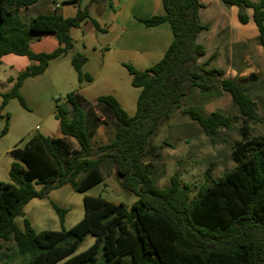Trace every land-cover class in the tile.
I'll use <instances>...</instances> for the list:
<instances>
[{
    "label": "trees",
    "instance_id": "obj_1",
    "mask_svg": "<svg viewBox=\"0 0 264 264\" xmlns=\"http://www.w3.org/2000/svg\"><path fill=\"white\" fill-rule=\"evenodd\" d=\"M160 1L162 14L140 22L146 28L164 22L170 25L172 40L162 58L144 71L122 64L131 86L140 89L134 116H128L111 95L97 98L92 106H81L68 95L65 105L55 107L61 137L32 136L22 150L11 152L16 162L10 165L9 182H0V248L12 241L22 264H264V137L250 138L248 127L243 125L242 139L231 153L236 165L212 185H203L189 202L177 200L176 174L167 188L159 189L151 165L143 164L148 138L171 119L174 110L196 123L209 138L220 129L231 128V118L222 111L205 113L188 106V99L182 103L194 89L206 94L207 81L214 78L241 116L246 121L256 120V104L240 82L224 77L222 69L210 67L214 55L198 62L206 55V48L197 37L209 30L198 17L203 3ZM37 2L0 0V60L12 54L36 63L20 73L11 90L2 95L0 109L10 99L27 108L19 93L24 80L43 74L50 61L68 53L78 82L92 81L82 72L86 57L72 52L70 32L87 20L99 30L96 21L85 10L63 18L55 9L52 14L23 22L18 12ZM220 2L237 8L241 25L248 23L246 10L252 11L256 41L264 51V0ZM40 35H54L58 47L50 53L31 52L29 43ZM106 125L113 128V138L94 147L95 132ZM6 133L4 127L0 138ZM69 139L77 150L70 148ZM103 168L113 171L121 191L136 197L134 203L114 204L85 195L84 215L68 230L36 233L27 219H23L22 229L17 227L15 219L23 216V206L30 200L65 185L86 193L104 182ZM36 185L41 186L39 191ZM51 206L63 223L66 211ZM87 236L93 237V243L75 254ZM3 259L11 260L0 253V264H4Z\"/></svg>",
    "mask_w": 264,
    "mask_h": 264
},
{
    "label": "rangeland",
    "instance_id": "obj_2",
    "mask_svg": "<svg viewBox=\"0 0 264 264\" xmlns=\"http://www.w3.org/2000/svg\"><path fill=\"white\" fill-rule=\"evenodd\" d=\"M50 1L54 2L52 9L57 4V14L66 18L85 9L90 16H97V11L91 7L90 0H77L74 3L69 2L73 0H38L27 10L19 11L18 16L27 23L30 18L39 14H48ZM203 1L207 6L200 12L199 21L211 25L214 29L217 11L228 7L219 0ZM158 7L159 14H162L160 0ZM236 22L242 27L237 20ZM251 23L257 34L253 22ZM88 29L80 25L71 31V35L74 40L72 52L86 57L82 72L92 78L91 82H78L77 74L70 63L71 53H68L50 61L43 74L24 80L19 93L27 108H23L17 99H10L5 107L0 109V131L4 127L7 128V133L0 138V182H9L10 165L16 162L11 152L22 150L30 137L36 135L51 139L61 137L55 107L65 105L68 95H73L81 106H92L97 98L111 95L128 116H134L140 89L131 86V77L122 64H130L135 69L144 71L162 58L172 40V34H152L148 38L153 44L152 48L143 52V61L137 62L135 54L123 51L125 43L136 42L135 32L128 30L121 36L120 30L109 34L103 32L95 34L89 33ZM244 32L246 36L250 35L248 29ZM234 35V31L220 32L218 29L200 33L198 42L205 46L206 55L198 62H205L213 54L214 59L210 67L220 68L225 72L224 77L240 82L246 94L256 104V120L246 121L232 98L219 89L218 78H214L207 81L209 91L206 94H200L194 89L182 103L188 99V106L200 108L205 113L222 111L232 120L230 129H220L215 136L209 138L196 123L181 115L178 110H174L171 119L148 138L143 164L151 165V175L159 189L167 188L171 183V177L176 174L178 201H191L203 185H212L236 165L231 153L234 144L242 139L243 125L248 127L250 138L264 137V51L256 38L233 43L234 39L231 36ZM56 47L57 40L54 35H40L39 39L34 38L29 43V50L34 53H48ZM32 64L25 57L7 55L1 58L0 106L2 95L11 90L18 75ZM95 111L106 119L98 108H95ZM112 138L113 128L109 125L101 126L93 136V146L104 144ZM70 146L72 150L78 149L74 141ZM74 147L76 149H73ZM102 172L104 182L86 193L75 192L69 185H65L50 190L41 198L30 200L23 206V216L15 219L17 227L22 229L23 219H27L36 233L68 230L84 215L85 195L100 197L114 204L124 203L127 206L136 201L134 195L121 191L111 169L103 168ZM34 187L37 191L41 189L39 185ZM51 204L66 211L63 223L60 222ZM93 241V237L87 236L75 254L87 249ZM15 252L12 241L2 243L0 253H5L11 258L3 259L4 264H22V260Z\"/></svg>",
    "mask_w": 264,
    "mask_h": 264
},
{
    "label": "crops",
    "instance_id": "obj_3",
    "mask_svg": "<svg viewBox=\"0 0 264 264\" xmlns=\"http://www.w3.org/2000/svg\"><path fill=\"white\" fill-rule=\"evenodd\" d=\"M76 1L77 0H73L69 2L74 3ZM200 1L203 3L204 8L199 10L198 17H200V12L205 10L207 6L203 0H200ZM253 1H256V0H253ZM52 4H54V2L50 1V6H49L50 12L48 14H52L54 12L52 9L53 7ZM90 4H91V7L95 11H97V16L95 17L90 16L91 14H89L88 10L85 9V11L88 13V15L92 19L96 21V23L98 24L99 30H96L88 20L82 22L80 25H84L88 27L89 33L93 32L95 34L97 32H103V33L109 34L115 30H120L121 31L120 35L122 36V34L126 33L128 30L135 32L136 42L133 44H130V42L125 43L123 47L124 48L123 51L125 52L131 51L132 54H135L134 58H135V61L137 62L143 61V57H144L143 52L152 48L153 44L150 43V41H148V38L151 37L152 34L154 35H158L159 33L171 34L170 25L166 22L158 26L151 27V28H146L140 22V20L147 19L153 15H160L159 7H158L159 0H106V2H98V0H95V1L90 0ZM80 12L82 11H79V13ZM56 13H57V8H56ZM246 14L249 18L248 23L240 27L236 22L237 20V8L236 7L231 6V7H228V9H220L217 11L214 29L211 25L207 24L209 25V30L207 32H212L215 29H218L220 32H223V31L233 32L234 31L235 35L231 36V38L234 39L233 43H242L248 39L256 38L257 34L255 33L254 27L251 23L252 22V19H251L252 11L250 9H247ZM41 15H46V14H41ZM72 17H67V18H72ZM63 18H66V17H63ZM243 28L249 30V33H250L249 36L245 35V32H244L245 29ZM70 35H71V32H70ZM71 38H72V35H71ZM145 38H147V40H145ZM198 40H199V35L197 37V42ZM57 47H58V42H57ZM100 47H103V46H100ZM35 53L37 54V53H46V52H35ZM9 55H12V54H9ZM19 57H22V56H19ZM32 63H33L32 65L36 64L34 62ZM94 103L95 101L92 103V105H94ZM68 142L70 145L73 144L72 139H69ZM73 149H76V148L74 147Z\"/></svg>",
    "mask_w": 264,
    "mask_h": 264
},
{
    "label": "built area",
    "instance_id": "obj_4",
    "mask_svg": "<svg viewBox=\"0 0 264 264\" xmlns=\"http://www.w3.org/2000/svg\"><path fill=\"white\" fill-rule=\"evenodd\" d=\"M58 7V5L56 4L55 7L53 8V11Z\"/></svg>",
    "mask_w": 264,
    "mask_h": 264
}]
</instances>
